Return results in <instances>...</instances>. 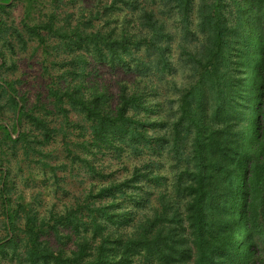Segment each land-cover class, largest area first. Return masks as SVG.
<instances>
[{
    "label": "trees",
    "instance_id": "obj_1",
    "mask_svg": "<svg viewBox=\"0 0 264 264\" xmlns=\"http://www.w3.org/2000/svg\"><path fill=\"white\" fill-rule=\"evenodd\" d=\"M16 1L0 0V264H264V0H77L63 19L51 0L34 23L9 20ZM29 45L47 92L30 104L5 77ZM8 150L56 183L79 163L89 185L40 213L11 199Z\"/></svg>",
    "mask_w": 264,
    "mask_h": 264
},
{
    "label": "rangeland",
    "instance_id": "obj_2",
    "mask_svg": "<svg viewBox=\"0 0 264 264\" xmlns=\"http://www.w3.org/2000/svg\"><path fill=\"white\" fill-rule=\"evenodd\" d=\"M78 5L77 0H62L58 11L59 18L63 19L65 14L76 12ZM82 6L80 3V8ZM52 8L51 0H38L36 6L30 10L26 8L24 0L16 1L10 9L9 20L18 23L22 19H27L29 23H34L37 19L42 18L40 17L41 14L49 12ZM172 55V60L175 61L176 53L174 50ZM13 59H15L16 65L5 72V77L14 81L18 95L23 96L29 104L34 103L39 94H41L42 99H45L47 92L45 89L46 80L41 72V50L32 52L29 45L26 51H17V55L13 56ZM98 68L102 74L108 70L107 67ZM176 79L180 80L178 76ZM51 147L45 146L46 149ZM53 147L60 148V142L54 144ZM22 159L20 150H8L6 156L2 157L3 166L8 167L11 173L8 185L10 196L13 201H16L18 200L17 196L21 193L25 203L29 202L35 205L40 213H44L49 208L61 209L64 204H68L78 197L89 185L88 175L79 163L73 164L72 168L68 166L59 168L57 172L58 183H56L50 169L48 167L43 168L36 161L37 156L34 157V160L22 161ZM51 159V157L48 158V160ZM58 159L64 160V155L58 154ZM110 170H113L112 172L117 178H121L125 174V170L122 168L118 170L111 167ZM165 171L171 177L170 170L166 169ZM2 220L3 216L0 213V238L5 234Z\"/></svg>",
    "mask_w": 264,
    "mask_h": 264
}]
</instances>
